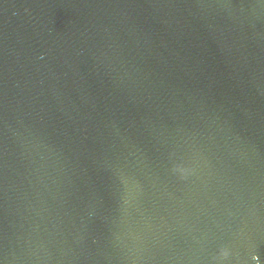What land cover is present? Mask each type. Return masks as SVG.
Segmentation results:
<instances>
[{
    "label": "water",
    "instance_id": "95a60500",
    "mask_svg": "<svg viewBox=\"0 0 264 264\" xmlns=\"http://www.w3.org/2000/svg\"><path fill=\"white\" fill-rule=\"evenodd\" d=\"M0 264H264V0H0Z\"/></svg>",
    "mask_w": 264,
    "mask_h": 264
},
{
    "label": "clouds",
    "instance_id": "9594fccd",
    "mask_svg": "<svg viewBox=\"0 0 264 264\" xmlns=\"http://www.w3.org/2000/svg\"><path fill=\"white\" fill-rule=\"evenodd\" d=\"M222 254H224V253H222Z\"/></svg>",
    "mask_w": 264,
    "mask_h": 264
}]
</instances>
